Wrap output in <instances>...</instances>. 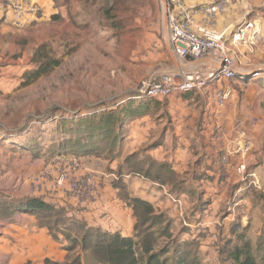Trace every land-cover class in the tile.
I'll return each mask as SVG.
<instances>
[{
	"label": "rangeland",
	"instance_id": "obj_1",
	"mask_svg": "<svg viewBox=\"0 0 264 264\" xmlns=\"http://www.w3.org/2000/svg\"><path fill=\"white\" fill-rule=\"evenodd\" d=\"M209 1L201 0L200 3ZM227 1V16L238 15L241 20L260 18L264 21V0ZM3 2L0 1V69L3 70L0 71V232L3 220L8 221L20 214L16 210L21 201L39 198L34 192L36 188L39 189L40 185L51 188L54 171L49 177L47 166L50 159L57 155L55 151L63 146V141H87L86 134L91 130L87 125H81L84 119H94L95 114L103 113L101 110H113L121 104L141 105L157 101L137 97L141 95V84L148 80L150 68H158L167 58V18L163 0H53L52 14H45L35 4L36 11L25 16L20 23L3 13ZM243 49L247 57L243 68H264V52L258 48L250 50L243 47L234 56L240 57ZM170 53L173 56L172 51ZM35 55L37 60L43 57L56 60L58 64L24 86L23 81L27 82L29 73L38 67ZM259 74V78L249 82L247 90L235 88V96L230 103L236 101L237 109L244 106V116L250 118V126L264 133V94L259 84L260 80L264 81V72ZM158 100L165 102V98ZM229 106L231 104L225 107ZM165 112L166 108L161 105L156 113L163 118ZM72 117L78 120L74 127L68 123L59 127L63 119ZM238 120L237 117L235 122ZM253 120H256L254 126ZM126 125L127 122L122 125V134ZM69 129L73 132H64ZM114 136L110 135L105 140L111 142ZM247 142L251 144L248 138ZM255 150V162L246 167L245 172L247 181L252 182L253 179L255 183L250 195L246 196L242 187L238 186L229 200L223 203L222 216L216 214L215 220L219 224L215 227L229 236L228 227L239 224L242 242L256 247L257 264H264V140L261 147ZM41 161L43 163L39 167ZM250 174L253 178L249 177ZM197 189H203V186L199 185ZM44 192L50 194L52 188ZM40 199L43 200L42 197ZM242 200L249 203V210L238 202ZM171 201L177 205L176 216H184L181 202L178 203L174 196ZM10 211L15 212L13 216H5L6 213L12 215ZM224 212L229 214V220L223 221ZM165 215L172 229L168 228L166 234L160 235L158 231L166 224L161 219L158 226L151 230L157 236L154 250L165 248L167 251L161 260L166 259V264H175L172 257L190 242L191 231L196 235L191 241L194 244L191 249L193 256L199 260L197 243L203 242L206 235L201 222L187 215L190 226L185 228L175 215ZM180 238L184 241L180 242ZM222 240L220 236L217 246ZM68 243L71 250L78 248L83 251L81 243ZM218 254L208 251L202 255L206 261H200L202 264H220ZM91 257L92 261L85 258L81 263H96ZM99 258L103 259L101 255ZM81 263L76 259L71 264Z\"/></svg>",
	"mask_w": 264,
	"mask_h": 264
},
{
	"label": "crops",
	"instance_id": "obj_2",
	"mask_svg": "<svg viewBox=\"0 0 264 264\" xmlns=\"http://www.w3.org/2000/svg\"><path fill=\"white\" fill-rule=\"evenodd\" d=\"M24 1L36 4L45 14L53 13V0ZM184 2L188 5L206 4L200 3L201 0H184ZM6 3L4 1L1 4L2 11L11 15V10L7 9L10 5L7 3L8 6H5ZM228 9L227 5L223 16L217 19L216 28L220 32L231 31L242 21L238 15L227 16ZM165 46L168 48H166L167 58L158 68L156 66L150 68L148 80L163 74L185 75L192 72L201 73L212 68L209 61L198 65L181 63L170 53L172 50L168 43L165 42ZM243 52L244 49L240 51V57H236L239 71L250 70L242 67L247 58ZM214 87L215 85H212L207 92L171 94L165 98V102L157 99L155 102L142 103L141 105L145 106L144 112L128 117L126 130L116 147L114 146L112 155L78 157L81 169L76 175L93 173L97 182L101 184L98 195L93 200L80 201L61 193H45V190L51 191L52 182L50 189L41 185L39 189L36 188L34 190L36 196L42 197L45 202L53 203L56 208L64 211L67 219L82 224L84 229L119 234L123 238H132L135 241L137 220L134 210L127 206L126 201L120 196L121 193L151 205L154 216L161 217L166 223L163 226H168L170 229L172 227L165 214H169L170 217L178 214L177 205L171 201V197L174 196L178 199V203L181 202L183 205L184 216L182 214H180L181 218L176 216L183 227L190 226L186 216L192 215L195 220L201 222L203 229H206L207 236H204L203 242L197 243L199 263L202 264L200 260L206 261L205 256L202 258L203 253L215 251L216 254L219 253L220 264H232L231 261L224 259L220 250L227 240L233 239L234 224L228 227L227 232H230V235L226 236L225 232L222 233V229L217 230L215 227V224H219L215 216L217 213L222 216L221 211L225 207L223 203L229 200L238 186L242 187L246 196L250 195L252 188L246 189L249 180L244 183L235 169L240 164L248 167L255 162L254 152L256 147H261L264 133L250 126V118L244 116V106L241 105L237 109L236 101L228 103L231 104L229 107L218 108L212 101ZM185 95L188 98H185ZM161 105L166 108L163 118L156 113ZM237 117L251 144L245 155H231L227 164H221L219 159L222 149L236 147L232 143L236 137L232 132V126ZM217 128L226 131L228 136L215 141L213 133ZM141 148H144L143 152ZM129 156L136 157L137 171H133L134 165L127 161ZM51 159L47 166L50 172L53 171ZM147 160L168 165L174 173L177 185L161 182V179L155 177L146 178L144 173L149 168ZM42 163L41 161L39 167ZM231 175L233 177L230 178ZM161 177L166 178V174ZM239 182L242 183L238 184ZM199 185L203 186V189H197ZM238 202L249 210L248 202L244 200ZM226 213H223V221L230 219L229 214ZM2 224L4 225L0 232V264H71L76 259L81 263L85 258L92 261V255L88 251H80L78 248L69 249V234L62 232V225L54 228L42 226L38 218L25 213L14 216L8 221L3 220ZM186 230L188 229H184ZM192 232L188 243L195 239L196 235ZM220 236L223 240L217 246ZM179 241L184 240L180 238Z\"/></svg>",
	"mask_w": 264,
	"mask_h": 264
},
{
	"label": "built area",
	"instance_id": "obj_3",
	"mask_svg": "<svg viewBox=\"0 0 264 264\" xmlns=\"http://www.w3.org/2000/svg\"><path fill=\"white\" fill-rule=\"evenodd\" d=\"M10 5L12 20L20 23L25 16L32 15L36 9L32 3L24 0H0ZM167 18V43L173 55L181 63L191 64L198 61H209L212 65L207 71L192 72L185 75L163 74L146 80L141 84L137 99H164L172 93L186 94L191 92H207L212 85V101L218 108H223L234 99L235 87L245 91L249 82L258 78L259 73L239 71L236 57L240 48L260 49L264 52V21L260 18H245L231 31L220 32L216 22L227 9V0H211L206 4L188 5L184 0H163ZM236 85V86H234ZM256 124V120L252 121ZM236 136L232 142L235 148H223L219 162L227 164L231 155H245L249 149L247 135L242 130L240 120L233 128ZM228 133L217 128L213 133L215 141L224 139ZM50 164L53 166L52 192L61 193L80 201H90L98 195L101 184L93 173L83 176L76 173L81 169L78 157L71 154L54 156ZM52 171V172H53ZM242 181L247 182L246 165L240 164L235 169ZM48 176L51 177L50 171ZM249 177L253 178L250 174ZM254 181L247 188L254 187Z\"/></svg>",
	"mask_w": 264,
	"mask_h": 264
},
{
	"label": "trees",
	"instance_id": "obj_4",
	"mask_svg": "<svg viewBox=\"0 0 264 264\" xmlns=\"http://www.w3.org/2000/svg\"><path fill=\"white\" fill-rule=\"evenodd\" d=\"M35 61H37L38 67L29 73L27 82L23 81L22 85L24 86L36 81L58 64L56 60H49L43 57H39V60L36 59ZM259 84L263 87L264 94V81L260 80ZM121 105L113 110H101L103 113L95 114L94 119H84L81 125H87L88 129L91 130L86 134L88 135L87 141L82 139L63 141V146H60L55 152L57 154H71L75 157L112 155L114 146L124 134H122V125L125 124L128 117L143 113L145 107L144 105L135 106L133 103ZM77 121L73 117L63 119L59 127H64L67 123L74 127L78 123ZM64 132L69 133L73 132V130L69 129ZM113 134L115 135L113 141L108 142L105 140ZM106 145L108 147H102ZM127 161L134 165L132 170L137 171L136 157L129 156ZM146 162L149 164V168L144 173L146 178L155 177L161 179V182L177 185L174 173L169 169L168 165L158 164L151 160ZM163 174H166V178L161 177ZM120 196L126 201L127 206L134 210L137 220L135 225L136 241L132 238H123L119 234H107L97 230L84 229L82 224L67 219L63 210L40 198L24 199L16 211L20 214H30L38 218L42 226L54 228L62 225V232L69 234L67 235L71 244L81 243L82 250L88 251L98 264H166V259L161 260V257L167 251L165 248L159 251L154 250L157 236L151 233V230L158 226L161 217L154 216V211L148 203L137 198L126 197L125 193H121ZM10 213L12 215H6V213L5 216H13L15 212L10 211ZM239 230L240 225L234 224L232 229L234 237L227 240L222 246L221 255L224 259L231 261L232 264H257L255 256L257 248H254L250 243H243ZM166 231H168V227L162 225V229L158 232L163 235L166 234ZM185 244L183 249L175 252L172 257L173 262L175 264H200L195 255L193 256L191 246H194V244ZM137 253L140 255L138 256ZM100 255L103 259L99 258Z\"/></svg>",
	"mask_w": 264,
	"mask_h": 264
},
{
	"label": "water",
	"instance_id": "obj_5",
	"mask_svg": "<svg viewBox=\"0 0 264 264\" xmlns=\"http://www.w3.org/2000/svg\"><path fill=\"white\" fill-rule=\"evenodd\" d=\"M172 60L174 61V64H176L174 58L171 56ZM201 63H204V60L203 61H198V62H195V63H192V64H201ZM251 72H254V73H259L260 71L264 72V68L263 69H250Z\"/></svg>",
	"mask_w": 264,
	"mask_h": 264
},
{
	"label": "bare ground",
	"instance_id": "obj_6",
	"mask_svg": "<svg viewBox=\"0 0 264 264\" xmlns=\"http://www.w3.org/2000/svg\"><path fill=\"white\" fill-rule=\"evenodd\" d=\"M258 76H260V74Z\"/></svg>",
	"mask_w": 264,
	"mask_h": 264
}]
</instances>
